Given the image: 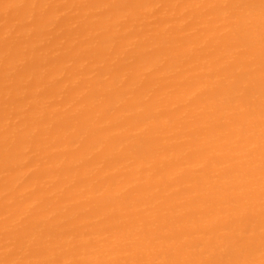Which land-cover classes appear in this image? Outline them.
I'll return each instance as SVG.
<instances>
[{
	"label": "bare ground",
	"instance_id": "1",
	"mask_svg": "<svg viewBox=\"0 0 264 264\" xmlns=\"http://www.w3.org/2000/svg\"><path fill=\"white\" fill-rule=\"evenodd\" d=\"M0 264H264V0H0Z\"/></svg>",
	"mask_w": 264,
	"mask_h": 264
}]
</instances>
